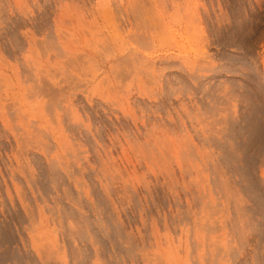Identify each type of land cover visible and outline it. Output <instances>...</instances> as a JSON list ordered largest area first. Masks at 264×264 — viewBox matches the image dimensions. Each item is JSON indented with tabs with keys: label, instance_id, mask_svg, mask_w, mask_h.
Listing matches in <instances>:
<instances>
[{
	"label": "rangeland",
	"instance_id": "rangeland-1",
	"mask_svg": "<svg viewBox=\"0 0 264 264\" xmlns=\"http://www.w3.org/2000/svg\"><path fill=\"white\" fill-rule=\"evenodd\" d=\"M0 264H264V0H0Z\"/></svg>",
	"mask_w": 264,
	"mask_h": 264
}]
</instances>
